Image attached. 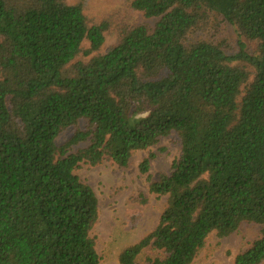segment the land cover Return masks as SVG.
I'll list each match as a JSON object with an SVG mask.
<instances>
[{
  "label": "trees",
  "instance_id": "trees-1",
  "mask_svg": "<svg viewBox=\"0 0 264 264\" xmlns=\"http://www.w3.org/2000/svg\"><path fill=\"white\" fill-rule=\"evenodd\" d=\"M89 1L0 0V264H100L98 201L75 171L127 168L171 134L179 157L149 185L165 209L118 263L191 264L211 234L253 224L234 264H264V0H133L153 25L91 21ZM226 28L236 55L205 39Z\"/></svg>",
  "mask_w": 264,
  "mask_h": 264
},
{
  "label": "rangeland",
  "instance_id": "rangeland-1",
  "mask_svg": "<svg viewBox=\"0 0 264 264\" xmlns=\"http://www.w3.org/2000/svg\"><path fill=\"white\" fill-rule=\"evenodd\" d=\"M132 1L90 0L85 15L91 21L113 15L117 21L128 25H153L157 21L146 20L142 14L133 12L129 8ZM205 39L215 43H227V56L239 53L238 39L231 28H226V31L220 34L208 35ZM117 43L116 34L106 36L101 55ZM244 44L245 52L254 56V47L247 42ZM82 48L88 49L89 43L85 41ZM236 63L251 69L245 61ZM85 128L86 121H79L78 129ZM74 131L75 129L71 128L61 134L55 141L56 145L62 146L66 143ZM179 153L178 139L175 134H171L147 150L133 152L127 168L103 163L94 168L81 166L75 171L79 180L93 190L98 201L99 216L91 236L96 240L100 264H119L118 256L126 247L138 243L156 228L166 206V197L150 194L149 185L158 180L161 174L170 172L171 165L179 157ZM150 155H154V159L150 162L148 172L142 174L139 166ZM141 197L146 199L145 204H142ZM260 229L257 225L242 224L235 233L225 239L211 234L191 264H234L236 257L258 236ZM148 256L150 255L143 254L140 261L143 262Z\"/></svg>",
  "mask_w": 264,
  "mask_h": 264
}]
</instances>
